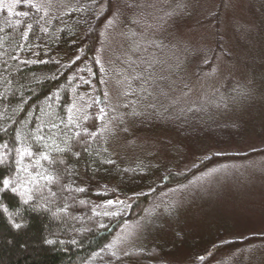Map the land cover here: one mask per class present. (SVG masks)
Wrapping results in <instances>:
<instances>
[{"label": "trees", "instance_id": "16d2710c", "mask_svg": "<svg viewBox=\"0 0 264 264\" xmlns=\"http://www.w3.org/2000/svg\"><path fill=\"white\" fill-rule=\"evenodd\" d=\"M181 1L71 0L44 13L33 0H18L13 10L0 0V264H166L163 249L154 245L123 255L109 245L123 223L148 214L162 187L184 181L198 167L158 177L157 169L119 164L111 151L118 131L110 122L108 70L99 47L101 28L114 14L128 18L136 33L150 40L138 52L143 60L162 51L157 41L166 42L167 34L189 19L209 23L217 43L224 40L219 12L198 19L199 1L193 8ZM256 1L264 19V0ZM232 108L213 110L208 120ZM232 121L224 123L225 138L219 141L243 137ZM133 125L153 132L160 124L152 118ZM215 133L191 128L192 137L217 142Z\"/></svg>", "mask_w": 264, "mask_h": 264}, {"label": "rangeland", "instance_id": "374dc122", "mask_svg": "<svg viewBox=\"0 0 264 264\" xmlns=\"http://www.w3.org/2000/svg\"><path fill=\"white\" fill-rule=\"evenodd\" d=\"M17 1L2 3L13 10ZM33 1L50 13L71 0ZM184 1L195 6L194 0ZM197 1L196 18L221 14V43L209 23L189 19L179 22L166 42L157 41L162 51L155 49L154 58L143 60L138 52L150 40L136 33L128 18L114 14L101 28L99 59L108 70L110 122L118 131L111 140L115 159L125 167L157 169L158 177L198 167L184 181L162 187L148 214L123 223L109 247L123 255L154 245L163 249L166 264H264L263 12L256 0ZM175 3L172 11L178 9ZM232 106L208 120L211 111ZM152 118L160 124L153 132L133 125ZM230 118L243 137L219 141ZM194 126L215 131L218 141L192 137ZM212 156L216 159L203 164Z\"/></svg>", "mask_w": 264, "mask_h": 264}, {"label": "snow or ice", "instance_id": "6c2138e0", "mask_svg": "<svg viewBox=\"0 0 264 264\" xmlns=\"http://www.w3.org/2000/svg\"><path fill=\"white\" fill-rule=\"evenodd\" d=\"M8 183L9 182L7 180L4 181V186L7 187L8 186ZM4 211H7V209H4ZM15 227H20V225L19 224H16ZM48 242L51 243L52 241H48ZM200 259H203V257H200Z\"/></svg>", "mask_w": 264, "mask_h": 264}]
</instances>
